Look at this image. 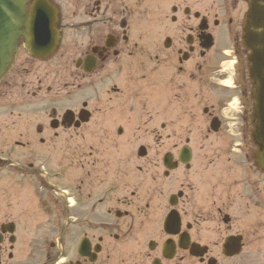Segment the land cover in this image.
I'll list each match as a JSON object with an SVG mask.
<instances>
[{
    "label": "flooded vegetation",
    "instance_id": "flooded-vegetation-1",
    "mask_svg": "<svg viewBox=\"0 0 264 264\" xmlns=\"http://www.w3.org/2000/svg\"><path fill=\"white\" fill-rule=\"evenodd\" d=\"M48 1L56 50L19 40L0 108L12 91L10 112L60 87L81 99L9 116L30 131L0 156V264H264L251 61L264 0ZM137 120L159 122L145 130L158 146H134Z\"/></svg>",
    "mask_w": 264,
    "mask_h": 264
},
{
    "label": "water",
    "instance_id": "water-1",
    "mask_svg": "<svg viewBox=\"0 0 264 264\" xmlns=\"http://www.w3.org/2000/svg\"><path fill=\"white\" fill-rule=\"evenodd\" d=\"M28 0H0V78L7 72L17 50L18 40L26 38L29 51L39 57L51 53L56 45L55 11L46 0H35L27 9ZM257 86L256 131L262 141L259 165L264 170V64Z\"/></svg>",
    "mask_w": 264,
    "mask_h": 264
},
{
    "label": "rangeland",
    "instance_id": "rangeland-1",
    "mask_svg": "<svg viewBox=\"0 0 264 264\" xmlns=\"http://www.w3.org/2000/svg\"><path fill=\"white\" fill-rule=\"evenodd\" d=\"M57 61L58 58L54 57L49 61V64L52 63V67L54 69V71H60V77L62 79V71L61 69L57 68ZM46 65V64H43ZM135 67L138 68V65H135ZM56 75V74H55ZM52 75V76H55ZM53 80L50 77L49 80V84L52 85ZM59 85V84H58ZM48 85L45 84L44 89L42 90V92H40L39 94H46V87ZM59 86H62L61 84ZM34 90L31 89L28 91V97H31L32 92ZM60 91L61 93L59 95H57L58 90L57 89H52V91L50 92V96L46 97V100H34L33 102H35L37 105L34 106L35 108H37V110H30V109H22L21 111H19V109L17 111H13L10 112L8 109L9 107H11L14 103V99H17V94L18 91H12L10 95L7 96L4 106H1L0 108V156L2 157H6L4 151L6 150V148H15L14 145V141L19 140L22 137V134H25V132L30 131L29 128H25V127H17L15 124H13L12 122V118H10L9 116L11 115H23V121H28L30 116H37L39 120H44L47 117V114H49V109H46L45 106L47 104H54L55 106L59 107L62 105V103L67 107V103H68V99L69 98H73L70 97L66 94V90L63 89L62 87H60ZM68 97H67V96ZM76 98V103L81 99V92L77 91L76 96L74 97ZM73 98V99H74ZM3 103V102H2ZM72 106H74V104H72ZM28 108V107H25ZM60 109V108H58ZM29 117V118H28ZM156 121L159 120L158 117L155 118ZM135 128L134 132L135 135L137 136V138H135V142H134V146L137 147L140 144H144L145 146H147L148 148L150 147H155L159 145V138L156 137L155 139L151 138V136H147L145 137V130L147 129H152L153 126H156L158 128L159 126V122L158 123H152L151 125L145 126L142 123H140L138 120L135 122ZM137 131V134H136ZM11 158L15 159V154L11 155ZM58 160V158H56V161ZM7 188H8V195L11 197V199L7 198V208L9 206V204H13L14 205V192H11V188L13 189V185L14 182L13 181H8L7 182ZM7 211H9V209H7Z\"/></svg>",
    "mask_w": 264,
    "mask_h": 264
}]
</instances>
